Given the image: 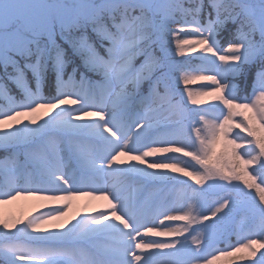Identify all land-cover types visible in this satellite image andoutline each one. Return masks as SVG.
Returning a JSON list of instances; mask_svg holds the SVG:
<instances>
[{"label":"snow or ice","instance_id":"6c2138e0","mask_svg":"<svg viewBox=\"0 0 264 264\" xmlns=\"http://www.w3.org/2000/svg\"><path fill=\"white\" fill-rule=\"evenodd\" d=\"M0 69V264H264V0H0Z\"/></svg>","mask_w":264,"mask_h":264},{"label":"trees","instance_id":"16d2710c","mask_svg":"<svg viewBox=\"0 0 264 264\" xmlns=\"http://www.w3.org/2000/svg\"><path fill=\"white\" fill-rule=\"evenodd\" d=\"M223 35L225 37H227V33H224ZM255 71H256L255 67H251V66L250 67H247L245 69L244 73L240 77L237 78L236 81L240 85L241 89L244 90L242 92V94H245V93L251 91V85H252V83H253L252 81L254 80V77H255L254 76L255 75V73H254ZM2 75H3V70L0 69V76H2ZM9 86L12 88L13 94L14 95H17L19 97L20 96L19 90L16 89L14 85H11L10 84ZM44 90H45V94L46 95H50L51 94L49 92V88H48V85L47 84L45 85V89ZM0 103H3V102L0 101ZM3 156H4V153L2 151H0V157H3ZM231 239H232V242H235L236 237L233 236ZM220 247H223V245L221 244ZM258 256H259V254H258ZM258 256H257V258H258Z\"/></svg>","mask_w":264,"mask_h":264},{"label":"rangeland","instance_id":"374dc122","mask_svg":"<svg viewBox=\"0 0 264 264\" xmlns=\"http://www.w3.org/2000/svg\"><path fill=\"white\" fill-rule=\"evenodd\" d=\"M236 83L238 84V82H236ZM101 182H103V181H101ZM137 187H140L144 191L145 195H148L152 191H154L155 189H158V188L163 187V186L162 185H150L148 188H144L142 184H138ZM233 195H235V193H233ZM81 203H83V200H81ZM242 215H243V212L240 211L239 214L237 215V219H239L240 216H242Z\"/></svg>","mask_w":264,"mask_h":264}]
</instances>
